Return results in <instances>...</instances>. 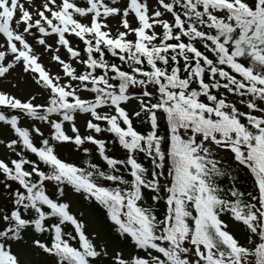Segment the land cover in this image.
<instances>
[{
    "label": "snow or ice",
    "instance_id": "1",
    "mask_svg": "<svg viewBox=\"0 0 264 264\" xmlns=\"http://www.w3.org/2000/svg\"><path fill=\"white\" fill-rule=\"evenodd\" d=\"M0 264H264V0H0Z\"/></svg>",
    "mask_w": 264,
    "mask_h": 264
},
{
    "label": "rangeland",
    "instance_id": "2",
    "mask_svg": "<svg viewBox=\"0 0 264 264\" xmlns=\"http://www.w3.org/2000/svg\"><path fill=\"white\" fill-rule=\"evenodd\" d=\"M44 59H45V61H47V57H45ZM53 70H55V69H53ZM73 203H75V202H72L73 212L74 213H78V214L79 213L83 214V219L86 220L87 223H88L89 231H93V230H96V229L101 227L100 223H98L96 221L95 216H93V215H91L89 213L88 208L82 207L80 205H75ZM25 258H27V259H35V257L31 256V254H27V253L25 254Z\"/></svg>",
    "mask_w": 264,
    "mask_h": 264
},
{
    "label": "trees",
    "instance_id": "3",
    "mask_svg": "<svg viewBox=\"0 0 264 264\" xmlns=\"http://www.w3.org/2000/svg\"><path fill=\"white\" fill-rule=\"evenodd\" d=\"M245 186H247V183L245 184ZM69 199L71 200V202H75V203H73V204H75V205H80V206H82V207H86V208H88L89 213H90L91 215L95 216L96 221H97L98 223H100V225L102 226V224H101V220H100V217H99V213L97 212V210H96L95 208L89 207V206H88V202L84 201V200L81 199L79 196H75V195H74V196H70ZM71 210L73 211V205H72Z\"/></svg>",
    "mask_w": 264,
    "mask_h": 264
}]
</instances>
